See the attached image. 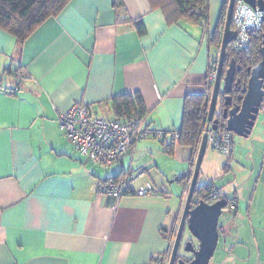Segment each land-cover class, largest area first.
<instances>
[{
  "label": "crops",
  "instance_id": "crops-1",
  "mask_svg": "<svg viewBox=\"0 0 264 264\" xmlns=\"http://www.w3.org/2000/svg\"><path fill=\"white\" fill-rule=\"evenodd\" d=\"M228 1L210 0L209 31L188 19L169 22L151 0H71L22 46L0 29V264H168L181 202L177 210L149 172L138 187L156 191L143 196L105 195L97 184L138 169L139 149L157 142L184 161L195 151L176 145L168 154L171 135L164 144L149 138L104 168L68 141L58 115L83 103L114 118V98L140 93L146 127L180 130L185 99L211 82L210 40ZM18 66L22 82L7 72ZM227 226L213 264H264V245L254 238L249 246Z\"/></svg>",
  "mask_w": 264,
  "mask_h": 264
},
{
  "label": "trees",
  "instance_id": "trees-1",
  "mask_svg": "<svg viewBox=\"0 0 264 264\" xmlns=\"http://www.w3.org/2000/svg\"><path fill=\"white\" fill-rule=\"evenodd\" d=\"M70 1L71 0H0V29L14 36L17 44L22 46L25 40L40 24L51 17L58 16L70 3ZM151 2L154 6H159L163 10L169 22H178L179 20L188 19L201 24L204 30L209 31L210 0H151ZM228 2H226L222 8L219 23L214 32V36H212L210 40L211 46H216V53L215 55L212 54L210 65L212 59L216 57L217 54H220L221 51ZM232 27H234V23L232 24ZM138 28L140 34L145 33L143 24H139ZM263 36L264 23L261 29H254L251 31V41L246 48L239 50L235 49L233 43H231L227 48L224 74L229 68L232 59L235 60L237 67L241 68V70L236 74L234 89L231 93L233 104H241L242 96L244 95L243 90L245 89L250 77L248 70L256 67L262 60L261 47ZM17 71L21 72V74L25 76L19 66L14 70H12L11 67L7 68V72L13 74L14 76ZM213 86L214 84L212 81L208 82L205 92L190 94L187 96L185 99L181 129L173 131L172 133H165V137H163V139H159L163 141L164 144L166 142V136L171 135V140L168 145H166L164 152L174 154V148L176 145L192 148L195 152L198 151L204 130L207 126ZM225 95L226 94L221 92L219 97L220 113L216 115L220 120V130L225 129L226 127V121L222 119L223 110L227 107L225 105ZM112 110L115 116L114 118H130L132 116H138L145 119L147 115V108L140 93L127 94L114 98L112 102ZM175 135H178V138H176ZM229 156L232 157V155ZM195 162L196 160L194 157L191 160L193 168L195 167ZM125 171L126 170L118 176L102 181L118 179ZM192 174L193 172L188 173L186 176L180 178V181L187 178L191 180ZM194 199L198 200V202L204 200L210 204L220 199H226L228 204L232 202L236 203V211H234L235 214L238 210V198H226L222 191L213 184L200 186L198 181V185L194 193ZM222 229L223 227H220V233H222ZM173 237H175V235L172 236V238ZM178 257L184 259L185 261L191 260V257H187L181 252ZM163 261L164 260L154 259L153 264H167Z\"/></svg>",
  "mask_w": 264,
  "mask_h": 264
},
{
  "label": "rangeland",
  "instance_id": "rangeland-1",
  "mask_svg": "<svg viewBox=\"0 0 264 264\" xmlns=\"http://www.w3.org/2000/svg\"><path fill=\"white\" fill-rule=\"evenodd\" d=\"M211 53L215 55L216 46H212ZM20 79L24 80V77ZM20 79L18 80L22 82L23 80ZM219 113L220 102L217 106L216 115ZM234 140V153L232 157L218 151L211 143L208 144L199 176V185L207 186L213 184L222 191L226 198L233 199L237 197L238 210L236 214L234 212L236 209L231 210L230 204H228V207L223 211L220 218L219 227L228 225L227 228L230 230V233L233 234L236 239H240L249 246L255 245V240H258L263 246L264 103L251 135L249 137H241L234 134ZM147 141L152 142L151 139ZM154 142L156 143V141ZM156 144L158 148L155 147V149L152 150L139 149V160L136 158L134 166L149 170V177L153 178L159 187L165 185L173 194L174 201L178 203L177 210L181 202L182 214L191 180L187 178L180 181V178L193 172L195 168L192 167L191 161L189 160L184 161L163 153L159 142ZM197 152H195V160L197 159ZM190 239L195 240V242L193 241L194 245L195 243L197 244L198 241L192 236L190 231L187 230L183 236L182 249L180 250L181 253L185 254L187 257L191 256L189 253L185 252V244ZM233 239L234 238L229 237L227 241L233 242ZM249 239L253 241H249ZM223 246L224 239L220 236L219 245L210 264H213L214 261L218 259Z\"/></svg>",
  "mask_w": 264,
  "mask_h": 264
},
{
  "label": "built area",
  "instance_id": "built-area-1",
  "mask_svg": "<svg viewBox=\"0 0 264 264\" xmlns=\"http://www.w3.org/2000/svg\"><path fill=\"white\" fill-rule=\"evenodd\" d=\"M234 11V30L237 33L233 41L235 49L246 48L251 41V31L261 29L264 22V12L254 9L243 0H236ZM220 54L211 61L210 79L215 81ZM17 79L23 78L21 72H15ZM23 80V79H20ZM59 126L66 138L84 156L93 163L110 168L121 162L127 152L139 142L149 138L163 139L164 131L149 129L145 119L138 116L113 118L96 113L90 106L83 103L74 104L68 111L58 116ZM206 130V129H205ZM204 130V132H205ZM178 138V135H175ZM209 143L218 151L232 155L234 150V133L226 127L223 130L209 128ZM145 168L126 170L118 179L99 181L98 190L105 195L118 198L137 194L139 196L155 192L152 185L138 187V182L146 177ZM198 200L193 204H198ZM230 209H236V203H230Z\"/></svg>",
  "mask_w": 264,
  "mask_h": 264
},
{
  "label": "water",
  "instance_id": "water-1",
  "mask_svg": "<svg viewBox=\"0 0 264 264\" xmlns=\"http://www.w3.org/2000/svg\"><path fill=\"white\" fill-rule=\"evenodd\" d=\"M243 1L252 8H259L264 12V0ZM235 2L236 0L228 2L220 60L209 106L207 126L199 146L188 196L168 264H209L219 245L221 235L219 222L223 211L228 207L227 200L220 199L212 204L201 200L193 206V198L208 148L209 128L211 127L213 130L219 128L220 120L216 116V110L221 92L226 94L225 105L227 107L222 113V119L226 121V129L241 137L251 135L264 103V36L261 47L262 60L256 67L248 70L250 77L243 90L242 102L241 104L232 103L231 93L234 89L235 77L241 68L237 67L235 60L232 59L224 74V65L227 48L237 37L236 31L232 29ZM186 229L198 241V246L194 245L192 239L185 244V252L192 254L190 261L178 257Z\"/></svg>",
  "mask_w": 264,
  "mask_h": 264
},
{
  "label": "clouds",
  "instance_id": "clouds-1",
  "mask_svg": "<svg viewBox=\"0 0 264 264\" xmlns=\"http://www.w3.org/2000/svg\"><path fill=\"white\" fill-rule=\"evenodd\" d=\"M237 2V1H236ZM236 2H235V5H236ZM254 9H259V8H254ZM260 10V9H259ZM234 11H235V7H234ZM233 17H234V13H233ZM232 21H233V18H232ZM234 23V21L232 22V24ZM264 23V22H263ZM232 29L234 30V27H232ZM235 31V30H234ZM237 34V33H236ZM233 43V42H232ZM220 60V58H219ZM214 84V82H213ZM206 129V128H205ZM219 129V128H218ZM204 134V133H203ZM208 144H209V141H208Z\"/></svg>",
  "mask_w": 264,
  "mask_h": 264
},
{
  "label": "flooded vegetation",
  "instance_id": "flooded-vegetation-1",
  "mask_svg": "<svg viewBox=\"0 0 264 264\" xmlns=\"http://www.w3.org/2000/svg\"><path fill=\"white\" fill-rule=\"evenodd\" d=\"M194 199V198H193ZM196 199H194L193 201H195ZM193 206H194V204H193ZM186 231H187V229L185 230V232H184V234L186 233ZM191 240V239H190ZM194 242H195V240L194 239H192ZM183 241V240H182ZM195 246H198V242H197V244L195 243ZM181 249H182V246H181ZM181 252V251H180ZM189 255L192 257V254H190L189 253Z\"/></svg>",
  "mask_w": 264,
  "mask_h": 264
}]
</instances>
